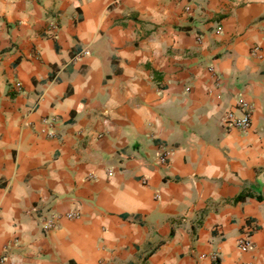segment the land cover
<instances>
[{"label": "crops", "instance_id": "1", "mask_svg": "<svg viewBox=\"0 0 264 264\" xmlns=\"http://www.w3.org/2000/svg\"><path fill=\"white\" fill-rule=\"evenodd\" d=\"M253 46L264 0H0L2 264H264Z\"/></svg>", "mask_w": 264, "mask_h": 264}, {"label": "built area", "instance_id": "2", "mask_svg": "<svg viewBox=\"0 0 264 264\" xmlns=\"http://www.w3.org/2000/svg\"><path fill=\"white\" fill-rule=\"evenodd\" d=\"M51 28H54V24H51ZM249 54L259 60L264 59V47L253 46L250 48ZM18 86V85H17ZM237 105L244 110L243 114L240 117H236L233 113H227L225 115L224 124L227 128H233L239 130L241 133L246 132L251 126L250 120V107L243 103L242 101H238ZM169 151L162 150L158 153L157 157L154 160L156 165H165L169 159ZM109 175L112 174L109 172ZM78 215L76 213H68L66 218L72 219L77 218ZM59 215H51L50 217L42 218V228L45 231H49L54 229L59 222ZM237 248L241 253H247L252 248L251 235L246 231L243 232L237 238ZM210 258L212 261L216 262L217 257L215 255H211ZM5 258H0V264L4 263ZM245 264H254L251 261L246 262Z\"/></svg>", "mask_w": 264, "mask_h": 264}, {"label": "trees", "instance_id": "3", "mask_svg": "<svg viewBox=\"0 0 264 264\" xmlns=\"http://www.w3.org/2000/svg\"><path fill=\"white\" fill-rule=\"evenodd\" d=\"M248 196V194H245V193H241L240 195H238L234 201L238 202V201H242L244 200L246 197Z\"/></svg>", "mask_w": 264, "mask_h": 264}]
</instances>
